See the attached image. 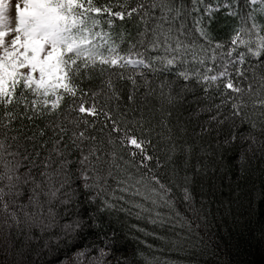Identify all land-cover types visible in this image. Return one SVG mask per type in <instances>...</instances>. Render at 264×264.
Listing matches in <instances>:
<instances>
[{
	"label": "snow or ice",
	"instance_id": "1",
	"mask_svg": "<svg viewBox=\"0 0 264 264\" xmlns=\"http://www.w3.org/2000/svg\"><path fill=\"white\" fill-rule=\"evenodd\" d=\"M190 14L184 0H0V233L8 254L15 247L22 259L39 257L78 234L81 197L95 206L93 224L96 213L147 215L170 225L173 247L208 252L200 230L212 215L217 150L222 161L239 146L242 172L249 158L264 157V24L248 13L226 45L203 16L191 38ZM117 20L137 21L126 51L129 37L113 35ZM197 89L208 119L196 135L217 136L215 149L200 153L211 159L193 165L197 145L177 143L187 127L171 123V107ZM153 135L170 144L163 162L149 152ZM169 164L165 183L159 169ZM73 211L77 218L62 222ZM114 246L86 245L73 264H134Z\"/></svg>",
	"mask_w": 264,
	"mask_h": 264
},
{
	"label": "trees",
	"instance_id": "2",
	"mask_svg": "<svg viewBox=\"0 0 264 264\" xmlns=\"http://www.w3.org/2000/svg\"><path fill=\"white\" fill-rule=\"evenodd\" d=\"M96 2L104 3L105 0H96ZM184 4L186 10L191 13L185 23L193 39L196 38L195 33L192 32L195 20L201 16L204 17L205 26L214 40L226 45L234 30L241 26V18L248 13H252L256 23L264 24V13L260 12V8L264 6L260 4V0H256L255 5L251 0H201L197 4L199 12H191L193 0H184ZM205 8L213 9L210 17L205 15ZM248 23L251 24L252 21L249 20ZM105 28L107 30L106 25ZM117 33L129 37L121 45L126 51L130 40L136 37L137 21H115L113 35ZM165 76L168 79L173 78L168 73ZM158 82L154 79V86ZM213 95H215L214 90ZM202 97L203 93L197 89L194 94L188 93L183 98L178 97L171 107L173 113L171 123L174 126L187 127V134L177 143L186 141L197 145L193 153V165L198 159H211L201 156L200 153L202 150L212 152L216 145L215 132L203 138L196 135L200 131V125L208 119L207 113L199 112V108L208 102ZM169 148L168 142L158 140L153 135V145L149 148L153 156L159 157L163 162ZM240 151L239 146L228 150L221 161L217 150L215 163L219 170L210 173L217 185L216 195L210 205L212 215L209 217L208 228L202 227L200 230V234L208 244V252L205 254H201L198 250L173 247L170 241L176 237L170 225H153L147 215L137 219L135 215L120 211L96 213L98 219L93 224L88 214L95 212V206L89 205L81 197L80 215L84 223L78 234L74 233L67 241H61L58 249L52 251L43 249L39 257L34 252H25L22 259L16 254L15 247L10 250L12 254L5 251L3 234L0 233V264H30V262L57 264L58 259L73 264L72 257L78 249L93 244L103 246L104 239H114L115 254L134 258V264H190L193 260L197 264H264V157L258 154L255 158H249L242 172L239 162ZM175 163L178 166L182 165L183 157L178 156ZM152 165L154 167L155 161ZM171 168L172 165L169 164L159 169V175L165 183L170 182ZM205 186L207 187V182ZM195 194L199 199L201 194L199 187L195 189ZM177 206L181 209L183 207L179 203ZM159 210L167 213V209ZM76 218L77 214L73 211L72 216L65 217L62 222Z\"/></svg>",
	"mask_w": 264,
	"mask_h": 264
},
{
	"label": "rangeland",
	"instance_id": "3",
	"mask_svg": "<svg viewBox=\"0 0 264 264\" xmlns=\"http://www.w3.org/2000/svg\"><path fill=\"white\" fill-rule=\"evenodd\" d=\"M16 2V0H13V5ZM12 19H13V26H14V8H13V12H12Z\"/></svg>",
	"mask_w": 264,
	"mask_h": 264
}]
</instances>
